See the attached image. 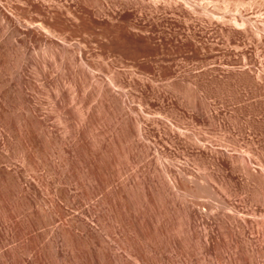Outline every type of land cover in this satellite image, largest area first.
<instances>
[{"label":"rangeland","instance_id":"obj_1","mask_svg":"<svg viewBox=\"0 0 264 264\" xmlns=\"http://www.w3.org/2000/svg\"><path fill=\"white\" fill-rule=\"evenodd\" d=\"M225 196L264 222V0H0V264H259Z\"/></svg>","mask_w":264,"mask_h":264},{"label":"bare ground","instance_id":"obj_2","mask_svg":"<svg viewBox=\"0 0 264 264\" xmlns=\"http://www.w3.org/2000/svg\"><path fill=\"white\" fill-rule=\"evenodd\" d=\"M6 22L7 23L9 22L8 24H10V25L13 23V21L10 19H6ZM36 36H37V34L35 31L29 30L28 32H26V38H28V42L37 41ZM18 42H22V41H18ZM81 70L83 71V73H85L86 75L89 76L88 73H90V72L82 64H81ZM89 77H90L92 85H94V84L96 85L95 87L97 89V92H99L100 95L104 96L107 101H110L112 104H114L119 110L122 111V114L125 115L126 111H125V107H124L123 98L115 95V93L112 91L109 84L103 82V80L98 81V80H94L91 76H89ZM132 133L135 136L134 146H136V148H138V150L140 151V156L142 158H145V156L147 154H149L151 146H149L146 143V141L144 140V135L142 133V129L139 126L133 127ZM236 158H238V160L246 166H248L247 164H248V162H250L249 157L237 156ZM165 169H166V167H165ZM167 170H168V168L166 169V171ZM165 173H163V174H165ZM167 173H168V171H167ZM163 176L164 175H162V177ZM169 177H170V175H169ZM173 188H175V189L178 188V185L176 184V182H173V185H171V184H169L168 180L166 181V183L163 182V180H162V189L163 190L167 191V190L173 189ZM212 194H214V193H212ZM216 197H219V196H216ZM217 203H218V205L216 204L217 206L214 207L213 209L210 208V211L207 214L211 218L210 219L208 217L209 220H212V222H213V226H212L211 230L207 231V251L211 252L210 250L212 249L213 251L215 250L216 252H223V249H225L229 243L228 240L236 243V232L234 231L235 229H236V231L241 232L247 239H249V241H250L251 235L254 232L258 233L260 235V239L264 240V222L263 221L256 223V221L248 219L245 215H243L242 213H240L236 209L237 207L235 208L227 200L226 196H225V198L217 201ZM190 214H191L192 218L195 219V217L191 213V211H190ZM212 245H214V248ZM262 257L264 258L263 254H262L261 258ZM243 260H244L245 264H255V262L250 260L249 258H244ZM259 264H264V261L260 260Z\"/></svg>","mask_w":264,"mask_h":264}]
</instances>
